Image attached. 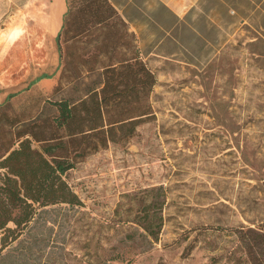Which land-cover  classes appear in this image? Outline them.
I'll return each mask as SVG.
<instances>
[{
    "label": "rangeland",
    "instance_id": "1",
    "mask_svg": "<svg viewBox=\"0 0 264 264\" xmlns=\"http://www.w3.org/2000/svg\"><path fill=\"white\" fill-rule=\"evenodd\" d=\"M54 1L0 0V92L5 83L7 90L20 88L24 75L51 54L37 20ZM71 49L66 85L83 52ZM54 50L58 66L56 42ZM149 65L158 79L151 94L155 118L130 143L102 149L67 174L84 202L83 217L53 213L24 243L3 251L0 264H105L112 257L120 258L107 263L253 264L251 256L263 258L248 230L264 221V36H235L207 67L156 58ZM61 73L54 75L58 83ZM34 100L13 97L7 113L25 117ZM146 212L162 216L158 240L141 225Z\"/></svg>",
    "mask_w": 264,
    "mask_h": 264
},
{
    "label": "trees",
    "instance_id": "2",
    "mask_svg": "<svg viewBox=\"0 0 264 264\" xmlns=\"http://www.w3.org/2000/svg\"><path fill=\"white\" fill-rule=\"evenodd\" d=\"M66 2L57 33L60 82L50 93L33 83L0 103V254L24 243L22 238L31 236L41 221L52 220L53 213L74 211L82 218L84 202L67 174L102 149L130 143L140 125L155 118L151 94L158 79L115 8L107 0ZM72 47L83 52L66 85ZM53 91L60 97H49ZM23 94L35 97L32 109H24L28 115L8 114L11 99ZM143 221L147 236L158 240L162 216L146 212ZM258 229L248 232L264 251V221ZM108 260L105 264H111ZM251 260L264 264V254Z\"/></svg>",
    "mask_w": 264,
    "mask_h": 264
},
{
    "label": "crops",
    "instance_id": "3",
    "mask_svg": "<svg viewBox=\"0 0 264 264\" xmlns=\"http://www.w3.org/2000/svg\"><path fill=\"white\" fill-rule=\"evenodd\" d=\"M123 19L132 34L145 63L153 58L180 62L189 67H207L231 40L254 31L264 36V0H107ZM56 6L38 16V27L48 36L45 62L24 76L18 89L1 87L0 103L9 94L20 92L31 84L43 93L57 84L54 74L57 33L64 22L66 0H55ZM58 50V47H57ZM59 54V52H58ZM148 63V65H149ZM150 67V65H149ZM4 88V89H3Z\"/></svg>",
    "mask_w": 264,
    "mask_h": 264
},
{
    "label": "bare ground",
    "instance_id": "4",
    "mask_svg": "<svg viewBox=\"0 0 264 264\" xmlns=\"http://www.w3.org/2000/svg\"><path fill=\"white\" fill-rule=\"evenodd\" d=\"M7 85V83H5V85L3 87H5ZM4 89V88H3Z\"/></svg>",
    "mask_w": 264,
    "mask_h": 264
}]
</instances>
